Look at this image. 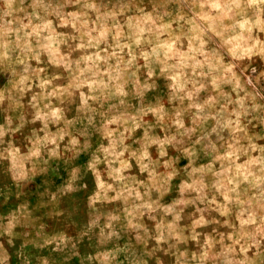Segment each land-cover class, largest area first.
Listing matches in <instances>:
<instances>
[{"label": "clouds", "instance_id": "1", "mask_svg": "<svg viewBox=\"0 0 264 264\" xmlns=\"http://www.w3.org/2000/svg\"><path fill=\"white\" fill-rule=\"evenodd\" d=\"M0 264H264V0H0Z\"/></svg>", "mask_w": 264, "mask_h": 264}]
</instances>
